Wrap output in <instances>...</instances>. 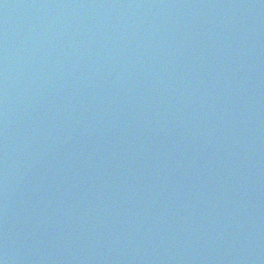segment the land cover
<instances>
[{
	"label": "water",
	"instance_id": "obj_1",
	"mask_svg": "<svg viewBox=\"0 0 264 264\" xmlns=\"http://www.w3.org/2000/svg\"><path fill=\"white\" fill-rule=\"evenodd\" d=\"M224 1L223 5L229 3V1ZM74 2L75 0H62V5H67V7H64L68 8L67 10L42 14L46 18H58L59 21H62L68 15L70 16L65 21L66 26L63 28H60V22L52 24L51 32L59 40V47L57 48H53L54 44H48L51 40L42 39L45 37L42 32L38 38L29 40V42L34 41L36 46L41 41L40 47H36L34 51L23 50L20 52L17 45H23V43L19 41L18 44H15L14 42L20 38L13 39V37L16 33L26 32L29 28L22 23L6 24L10 32L7 36L9 38L8 41L0 46V91H3L10 100L11 96L9 94H12L20 105L26 106V109L21 113L22 115H25L24 112L35 114L39 111L44 115L47 114L50 118H59L54 123L63 121L67 117H81L74 115L78 110L75 104L83 103L82 100L88 92L81 87V83L77 82V79H79L77 69L66 60V54L72 53L74 49L73 45L67 44L71 37L82 35L81 33L85 35L82 38L85 46L80 52L73 53L74 61L72 63L83 65V72L89 77L90 75L94 76L90 84H88L87 90L99 96V94L103 93V88H106L105 82L107 79L100 83L95 73L107 72L112 69V59H101L99 54L108 55L116 44V46L122 48L138 45L157 48L158 50L162 48L156 55L171 54V57L175 58V65L181 70L184 67L178 65L177 62L185 59L187 43L169 47L165 40L159 37V35L166 32V28L171 27L170 14H177V12H172V10L187 12L192 21L188 28L199 33L200 27L195 29L196 21L209 18L206 15L213 13L216 5V0L208 2V6L204 3V0L199 2H196V0H181L183 4L176 6L177 9H175V7L173 8L174 0H144L143 2L140 0H84V3L73 7ZM99 18L115 23L116 28L106 29V31H103L104 34L100 36L97 30ZM43 22L44 20L41 23ZM2 24L4 23L0 20V26ZM185 32H187V29H182L172 39L173 42L183 41L184 38L181 39V37L184 36ZM167 34L174 35L173 32H167ZM194 35V33L190 34L191 44L195 42ZM80 37L77 36V38ZM127 37L128 41L126 42L124 39ZM42 48H46L48 52H45ZM78 48L77 46L76 49ZM60 52L62 54L57 56ZM202 55L203 52L196 51L191 67L197 64ZM149 66V63H145L146 71L149 70ZM165 70L166 66L163 65L158 72L154 73L151 79L144 78L142 74H137L131 80V85L135 89L151 87L161 90L163 79L160 75L164 74ZM125 77L126 75H123V79ZM63 83L71 87L74 95L66 96V93L63 95L61 89L65 87ZM100 87L101 89L97 90ZM229 87H231V84H226L218 80L217 77L207 78L202 82L201 87L197 88L198 94L196 97L186 94L185 105L204 106V102L205 105L209 106L212 116L211 122L221 132L220 136L235 137L237 141L234 146L243 145L241 150L252 152L254 160L248 154L240 156L236 151L226 149V146L219 149L217 146L221 141L216 140V132H209L208 127L210 128V126L208 123L206 126L201 124L200 133L180 155L164 154L163 161H173L174 164L173 168L167 167L165 169L173 174L176 170L183 172V175L178 176L176 180L178 179L180 183H185L186 186L176 190L177 194L182 198L192 197L197 202L195 211L203 210L206 214L207 218L204 221L205 223L202 224L205 225L204 227L207 229L210 238L209 252L216 254L207 256L200 254L189 262L190 258L177 251V255L181 256L182 261L176 255H171L175 264H254L248 254L252 255L253 245H264V163L261 164V159L259 158L260 154L264 155V134H260L258 137L255 136L250 126L251 115L247 114L248 106H254L256 96L254 88L247 86L234 87L231 92H228ZM243 88L245 90L249 88L251 91L244 94ZM52 89H57V91H52ZM130 92L128 100L124 99L123 101H126L122 102L118 96L114 103L115 106H112L111 104L116 96L110 94V90H108L106 97L109 101L107 102L109 106L105 107L111 109L110 113L114 114L115 117L131 115L136 107L141 105L135 103L134 89ZM245 100H247L246 105L242 108L243 106L239 105L243 104ZM101 102L91 101L95 106H99ZM12 103L14 105L13 100ZM53 103L57 105L53 106ZM130 104L133 106H130ZM33 106L36 110L31 111L29 107ZM235 108H242V113H244L242 126H238L234 121L235 115L233 111H238H235ZM176 111L173 110L171 113L178 114ZM186 120L191 123V120ZM68 124L74 128L76 122L71 118ZM10 125L15 128L16 124L11 123ZM6 126L7 124L0 120V129ZM263 127L264 116L259 121V128ZM87 128L83 127L80 132H76V137L82 139L88 135ZM18 132L19 130L16 129L12 134V138L16 142L20 140ZM71 135L72 133L68 134L62 144L53 146L50 149V151L54 152L53 159L61 166L59 171L53 173L52 165L49 162V166H46L44 172L53 177L61 178L64 172L70 170L71 162L77 160L75 158L77 157L76 155L81 153L86 147H89L88 145H82L81 149L69 150L68 147L72 143ZM141 137V135H138L137 138L141 140ZM188 141L186 140V142ZM206 141L211 146H216L214 147L216 148V155L209 153ZM173 143L180 147L184 144L183 141L179 140H175ZM63 145L67 146L66 151H57ZM14 146H16V143H12L8 150ZM93 148L97 150L96 146ZM28 149V145L22 142L20 153L5 152L1 154V157L7 156L10 159L11 168L19 167L18 169H23L24 162L27 159V155L23 153H26ZM44 154L45 151L42 149L37 148L34 150V156L37 159H41ZM197 166L201 167L200 172L199 174H194L196 169L198 170ZM81 169L84 172H90L92 165L89 162H85ZM180 172L178 171L179 174ZM13 178L17 185L30 183L31 187L36 188L38 192L42 188L39 183V179L42 178L40 173L30 172L25 176L23 172H20ZM59 181L63 182L66 180L59 179ZM76 181L80 182L81 179L78 178ZM6 182L11 184L10 179H7ZM168 187L169 185L166 182H156L149 186H144L139 181H133L125 191L128 197L127 206L129 207L130 204L138 202L150 208L158 202V197L167 193ZM1 192L3 190L0 189ZM47 192L56 197L51 202L53 205L48 206L49 197L40 192L42 200L47 203L45 204L40 198L38 199L37 203L39 206L35 208L40 216H44V218L53 217L56 215L55 211L58 214L63 212L71 215L75 214L74 210H79L82 221L88 224L91 220V217L87 215L88 207L74 206L84 205V202L73 198L71 192L60 191L55 184H51ZM70 200H72L71 204H65L66 201ZM7 212L10 215H6ZM100 214L103 213L100 211L94 213L98 218H100ZM110 214L117 215V208H114ZM108 216L107 218H109ZM21 219V217L9 211L6 206L0 208V249H3L1 251L7 258V264H33L34 262L50 264L49 260L44 259L43 253L33 247L36 245L35 238L33 237L32 242L25 236L28 231L17 222V220L21 221ZM184 225V222H179L174 227L178 228ZM112 226L113 228H109L103 225L99 229L93 230L86 242L91 247V250L81 251L85 258L75 256L66 264H165L163 256H154L158 253L154 247L144 243L142 240H136V237L127 236L126 234L129 233L123 229L121 230L117 225L112 224ZM120 227L125 226L122 225ZM132 229L134 235L143 234L142 228L134 226ZM183 244L185 243L183 242ZM25 248H31V255L33 256L34 253L37 256L31 262L24 261L22 263L23 259L27 258L25 256ZM191 251L192 249L189 248L188 252L190 253ZM253 252L254 256L261 257L264 263V250ZM230 253H232V256L228 258ZM242 255L244 258L241 257ZM51 256L54 255L51 254ZM4 261L0 260V264Z\"/></svg>",
	"mask_w": 264,
	"mask_h": 264
}]
</instances>
